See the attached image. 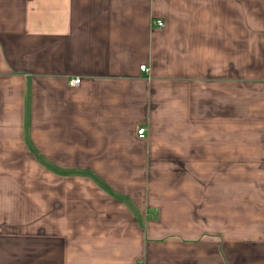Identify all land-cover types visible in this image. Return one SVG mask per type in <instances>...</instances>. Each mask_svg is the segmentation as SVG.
I'll return each mask as SVG.
<instances>
[{
  "label": "crops",
  "instance_id": "obj_1",
  "mask_svg": "<svg viewBox=\"0 0 264 264\" xmlns=\"http://www.w3.org/2000/svg\"><path fill=\"white\" fill-rule=\"evenodd\" d=\"M0 264H264V0H0Z\"/></svg>",
  "mask_w": 264,
  "mask_h": 264
},
{
  "label": "built area",
  "instance_id": "obj_2",
  "mask_svg": "<svg viewBox=\"0 0 264 264\" xmlns=\"http://www.w3.org/2000/svg\"><path fill=\"white\" fill-rule=\"evenodd\" d=\"M155 26L158 27V28H161V27L163 26V23H162V22H155ZM139 70H140L141 72H147V69H146L145 66H141V67L139 68ZM79 83H80V80H79V79H74V80H71V81L69 82V85H70L71 87H76V86L79 85ZM145 132H146V130H145L144 128H140V129H138V131H137V136H138V138L143 139L144 136H145Z\"/></svg>",
  "mask_w": 264,
  "mask_h": 264
}]
</instances>
